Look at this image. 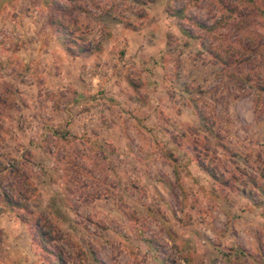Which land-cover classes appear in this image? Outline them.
Wrapping results in <instances>:
<instances>
[{"label":"rangeland","instance_id":"obj_1","mask_svg":"<svg viewBox=\"0 0 264 264\" xmlns=\"http://www.w3.org/2000/svg\"><path fill=\"white\" fill-rule=\"evenodd\" d=\"M187 1L0 0V181L23 205L0 203L1 264H264V99L208 50L264 43V21L245 37Z\"/></svg>","mask_w":264,"mask_h":264},{"label":"trees","instance_id":"obj_2","mask_svg":"<svg viewBox=\"0 0 264 264\" xmlns=\"http://www.w3.org/2000/svg\"><path fill=\"white\" fill-rule=\"evenodd\" d=\"M48 1L51 2L52 8L55 12L65 16L72 11H80L81 10L80 4L83 0H48ZM91 1H95V0H91ZM199 1L200 0H190L187 1V3L189 4L190 2H193L196 5ZM214 1L220 6V9L223 10L224 12L220 16V20H218L216 23V26L218 28L222 22H225L228 19H231L233 21L237 20L235 23L236 29L242 32L245 37H250L251 36L250 28L252 26V22L249 21L250 16L255 15V20L257 19V21L258 20L264 21V0H236L233 4H231L232 2H230L229 0H214ZM63 2H67L68 5ZM185 11H186V5H183L182 8L175 10L170 16L176 18L178 21L185 22L186 21V17L184 15ZM193 25L198 27L199 29L205 30V32L207 33L212 31L210 27L208 28L203 24H199L198 22H193L192 26ZM180 29L182 34L185 35L188 39L194 38L190 30L184 29L182 27ZM222 37H225V35H222L221 33H218V37L214 35L213 40L216 41V47L213 49L209 47L208 50L210 53L209 52L208 53L214 59L215 63L219 64L222 67L225 73H228L230 70H234L235 72L234 75L230 74V76H233L236 79H238V82L240 83L252 84L257 94L258 100L264 99V43H262L263 41L259 43L256 41L255 42L252 41V39H249L248 41V43L250 42L249 44L245 43V45L244 44L242 45L239 40L228 42L226 37L225 40H221ZM65 49H66V53L72 57L85 58L88 55V53L82 49L80 43L74 37H70L69 39H67ZM223 152L227 153V151H223ZM165 156L173 164L176 162L175 156L170 152L165 153ZM200 156L201 155L195 157L196 159L195 161L198 167L202 171L210 174L214 182L220 181L218 184L222 188L230 189L231 185L229 181L234 180L235 177L231 174L229 176V181L226 182L221 181V179H218L213 173L210 172L208 167H206L207 165L203 162ZM234 168L239 169L237 164ZM14 172L15 171H13L12 173ZM22 176L23 178H25L24 175ZM12 183L10 184V187L14 189ZM254 185L257 186L259 190H261L262 193L264 194V188L262 186H258L256 185V183ZM0 203L4 207L3 210L7 212H13L14 208L23 207V205L21 206L15 201V199H13L11 193L5 192V190L2 189L1 181H0ZM17 217L20 219L21 222L27 224L26 219L18 215ZM32 234L35 240L39 244L41 243V246L43 247L47 246L46 244L49 241L47 240V237L44 234V232L39 227H36L34 231L32 230ZM145 242L149 246H151L150 241H145ZM57 259L59 262L58 264H63V261L61 260L60 257H57Z\"/></svg>","mask_w":264,"mask_h":264},{"label":"crops","instance_id":"obj_3","mask_svg":"<svg viewBox=\"0 0 264 264\" xmlns=\"http://www.w3.org/2000/svg\"><path fill=\"white\" fill-rule=\"evenodd\" d=\"M6 227H7V225H6V219H5V217H3V215H0V232L2 233V235H4V232H6L5 230H6ZM3 229V230H2ZM7 258L5 259V260H3L2 262H0V264L1 263H7ZM10 264H12V263H10Z\"/></svg>","mask_w":264,"mask_h":264}]
</instances>
